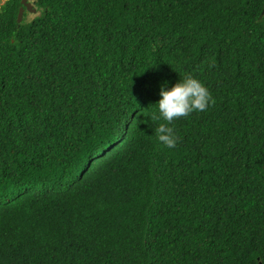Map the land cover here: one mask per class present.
<instances>
[{"label":"trees","instance_id":"obj_1","mask_svg":"<svg viewBox=\"0 0 264 264\" xmlns=\"http://www.w3.org/2000/svg\"><path fill=\"white\" fill-rule=\"evenodd\" d=\"M0 5V264H264V0ZM214 103L155 130L160 85Z\"/></svg>","mask_w":264,"mask_h":264},{"label":"clouds","instance_id":"obj_2","mask_svg":"<svg viewBox=\"0 0 264 264\" xmlns=\"http://www.w3.org/2000/svg\"><path fill=\"white\" fill-rule=\"evenodd\" d=\"M5 1H0V5ZM159 95L160 99L155 104L157 115L154 118L163 122L155 130L156 137L161 145L174 149L179 143V137L171 127L173 122L187 118L194 112L207 111L214 99L207 87L191 75L181 78L171 88H168L165 81L160 85Z\"/></svg>","mask_w":264,"mask_h":264},{"label":"water","instance_id":"obj_3","mask_svg":"<svg viewBox=\"0 0 264 264\" xmlns=\"http://www.w3.org/2000/svg\"><path fill=\"white\" fill-rule=\"evenodd\" d=\"M21 8L19 9V13H18V18H17V21L20 23L22 21V18H23V15H24V12L27 11L29 13H35V9H34V5L35 3L34 2H28L27 0H22L21 1Z\"/></svg>","mask_w":264,"mask_h":264},{"label":"rangeland","instance_id":"obj_4","mask_svg":"<svg viewBox=\"0 0 264 264\" xmlns=\"http://www.w3.org/2000/svg\"><path fill=\"white\" fill-rule=\"evenodd\" d=\"M0 1H3V0H0ZM29 2H34V0H29ZM38 13H28L27 14V17H26V20L27 21H30V20H32L36 15H37Z\"/></svg>","mask_w":264,"mask_h":264},{"label":"flooded vegetation","instance_id":"obj_5","mask_svg":"<svg viewBox=\"0 0 264 264\" xmlns=\"http://www.w3.org/2000/svg\"><path fill=\"white\" fill-rule=\"evenodd\" d=\"M29 1V0H28Z\"/></svg>","mask_w":264,"mask_h":264}]
</instances>
